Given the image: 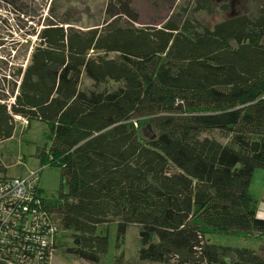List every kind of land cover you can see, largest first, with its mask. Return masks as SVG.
Instances as JSON below:
<instances>
[{
	"label": "trees",
	"instance_id": "16d2710c",
	"mask_svg": "<svg viewBox=\"0 0 264 264\" xmlns=\"http://www.w3.org/2000/svg\"><path fill=\"white\" fill-rule=\"evenodd\" d=\"M55 4L0 0L16 22L3 20L18 54L0 79V142L13 138L18 118L48 126L39 177L59 168L61 192L43 210L72 232L67 252L103 264L109 237L99 229L116 224L120 249L136 225L144 262L264 264V251L207 238H264L250 193L264 170V0L257 14L214 26L195 15L229 12V3L193 0L158 25L123 9L88 31L58 19ZM84 77L92 87L82 88ZM107 83L118 86L101 91ZM143 121L152 136L139 131ZM13 178L0 160V180Z\"/></svg>",
	"mask_w": 264,
	"mask_h": 264
},
{
	"label": "rangeland",
	"instance_id": "374dc122",
	"mask_svg": "<svg viewBox=\"0 0 264 264\" xmlns=\"http://www.w3.org/2000/svg\"><path fill=\"white\" fill-rule=\"evenodd\" d=\"M55 2L58 19L68 21L80 30L88 31L102 28L105 23L111 21V15L114 12L123 9H129L135 13L142 25H158L169 19H175L177 14H182L180 12L182 7L192 6L193 0H55ZM216 2L219 4L229 3L231 11L245 14H257L262 7V0H216ZM229 15L228 12L212 16L206 13H198L195 18L203 24L214 26L224 21ZM187 18H190V16L182 15L178 19L183 21ZM3 20H7L13 27L16 26L12 16L7 15V11L0 8V79L3 75L10 73L11 62L18 55L17 50L14 48V38L9 36L6 29L9 26L5 25ZM20 53L19 57L23 58L24 52ZM20 62L22 63V60ZM117 86L115 83L101 84L100 90L104 92ZM90 87H92V82L84 77L82 88ZM143 122V125L139 127V131L147 137L152 136L153 129L149 127L147 121ZM49 134L48 126L44 123L33 122L29 128L25 120L17 119L13 138L0 142V160L7 168L8 176L22 177L26 176L28 172L40 168V161L37 159L36 154L38 148H42L48 143ZM40 189L44 198L57 199L61 192V170L51 165L45 166L41 175ZM67 191L68 188L65 187V192ZM250 193L254 196L259 217L264 219V170L256 171L251 183ZM102 232L109 237V249L108 253L102 258L103 264H116V262L122 264H153L139 259L140 238L138 226L131 225L129 227L120 249L117 248L116 224L99 229L98 234L100 235ZM207 238L212 244L218 246L249 249L256 252L264 251V238L258 236L245 237L209 231ZM74 245L75 239L72 237V232L61 233L59 249L52 257L50 264H91L67 252V249ZM121 255H123V258L120 259Z\"/></svg>",
	"mask_w": 264,
	"mask_h": 264
},
{
	"label": "built area",
	"instance_id": "2783aa9c",
	"mask_svg": "<svg viewBox=\"0 0 264 264\" xmlns=\"http://www.w3.org/2000/svg\"><path fill=\"white\" fill-rule=\"evenodd\" d=\"M39 176L0 180V264H41L46 255L51 262L57 252L61 232L43 210Z\"/></svg>",
	"mask_w": 264,
	"mask_h": 264
},
{
	"label": "water",
	"instance_id": "95a60500",
	"mask_svg": "<svg viewBox=\"0 0 264 264\" xmlns=\"http://www.w3.org/2000/svg\"><path fill=\"white\" fill-rule=\"evenodd\" d=\"M214 2L216 3V4H219V3H217L216 2V0H214ZM230 14V15H229ZM240 14H242V12H233V10L231 11V6H230V11L228 12V17L225 19V20H228V19H231V18H234V17H236V16H239ZM210 26V25H209Z\"/></svg>",
	"mask_w": 264,
	"mask_h": 264
},
{
	"label": "flooded vegetation",
	"instance_id": "af4514ba",
	"mask_svg": "<svg viewBox=\"0 0 264 264\" xmlns=\"http://www.w3.org/2000/svg\"><path fill=\"white\" fill-rule=\"evenodd\" d=\"M219 13H226V12H224V11H222V10H219V11L217 12V14H219Z\"/></svg>",
	"mask_w": 264,
	"mask_h": 264
},
{
	"label": "crops",
	"instance_id": "0c3cea01",
	"mask_svg": "<svg viewBox=\"0 0 264 264\" xmlns=\"http://www.w3.org/2000/svg\"><path fill=\"white\" fill-rule=\"evenodd\" d=\"M22 119V118H21Z\"/></svg>",
	"mask_w": 264,
	"mask_h": 264
}]
</instances>
